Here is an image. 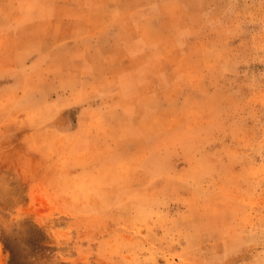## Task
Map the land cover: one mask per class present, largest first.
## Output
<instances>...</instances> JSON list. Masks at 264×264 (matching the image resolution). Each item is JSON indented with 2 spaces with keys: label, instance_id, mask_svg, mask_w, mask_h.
<instances>
[{
  "label": "rangeland",
  "instance_id": "1",
  "mask_svg": "<svg viewBox=\"0 0 264 264\" xmlns=\"http://www.w3.org/2000/svg\"><path fill=\"white\" fill-rule=\"evenodd\" d=\"M0 264H264V0H0Z\"/></svg>",
  "mask_w": 264,
  "mask_h": 264
}]
</instances>
